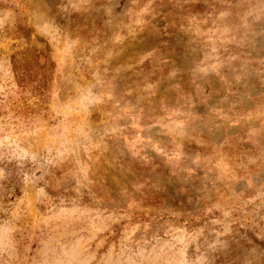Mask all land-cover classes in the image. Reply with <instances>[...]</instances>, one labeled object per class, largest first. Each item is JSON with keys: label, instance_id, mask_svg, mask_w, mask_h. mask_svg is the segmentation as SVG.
Returning a JSON list of instances; mask_svg holds the SVG:
<instances>
[{"label": "rangeland", "instance_id": "rangeland-1", "mask_svg": "<svg viewBox=\"0 0 264 264\" xmlns=\"http://www.w3.org/2000/svg\"><path fill=\"white\" fill-rule=\"evenodd\" d=\"M0 264H264V0H0Z\"/></svg>", "mask_w": 264, "mask_h": 264}]
</instances>
